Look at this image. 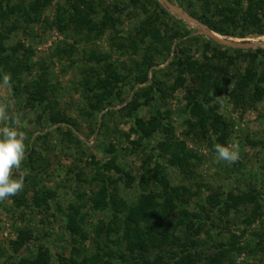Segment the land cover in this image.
Instances as JSON below:
<instances>
[{"label":"rangeland","instance_id":"374dc122","mask_svg":"<svg viewBox=\"0 0 264 264\" xmlns=\"http://www.w3.org/2000/svg\"><path fill=\"white\" fill-rule=\"evenodd\" d=\"M31 1L3 2L11 8ZM210 1L220 6L234 3ZM77 2H82V16L83 12L89 13L99 23L107 12L112 26L100 33L81 27L70 11ZM149 2L146 15L145 7L130 0H51L39 14L33 12L27 18L14 15L4 25L0 22V32L6 36L5 50L11 55L9 67L14 77L18 74L21 79V84L18 78L11 79L10 89L0 86V101H11L12 112L27 121V126L21 128L26 137L25 157L21 167L13 170V178L24 179L23 191L0 201V264L33 261L40 248L49 253V264H128L133 256L125 236V213L121 211L116 222L110 210L92 208L91 198L101 187L97 174L114 180L119 198L128 207L155 195L165 206L160 207L161 211L168 212L170 234L189 246L191 242L200 244L187 252L199 253L200 260L195 259V264H264V97L260 102L249 99L236 105L231 95L235 83L231 78L236 70L231 68L223 75L224 69L217 66L215 74L222 79L221 85L227 86L220 101L216 98L210 104L217 107L214 112L225 122L226 138L220 143L221 133L211 122L205 130L187 125L190 119L183 111L188 103L187 88L192 83L188 81L186 89L172 93L177 75L170 65L177 47L194 60L206 61L205 55L212 57V52L206 54L203 49L209 41L215 42L214 48L232 49L229 53L237 56L240 51L264 49V35L232 38L211 31L189 14L193 11L189 3L196 0ZM176 25L186 27L190 34L168 43L170 52L155 56L163 44H154L150 49L139 43L137 34L142 29L150 32L156 27L166 35ZM79 30L84 34L77 33ZM134 41L139 46L133 54L129 47ZM142 53L155 57L147 82L133 86L126 81L116 89L107 108H94V89L85 82L92 79L94 83L93 77L98 75L104 78L110 65L118 67L119 72L134 66V62L143 60ZM97 57L107 63L105 67L96 61ZM260 59L264 63V57ZM248 65L242 63L243 67ZM35 82H44L50 90L45 93L44 105L32 107L27 102ZM18 83L22 85L19 91L14 88ZM150 87L154 101L148 105L146 94ZM157 87L164 91L165 98L159 97ZM157 111L171 114V122L166 120L165 125L174 127L175 139L194 156L187 171L173 168L163 159L159 144L167 140L166 129L148 137L139 133L138 123L149 124ZM61 116L71 120L72 125L51 124L50 117ZM233 142L239 143V160L232 165L215 163L214 144ZM108 165L117 170H108ZM155 170L163 171L174 192L166 193L153 181L144 183V176ZM37 191L52 193L49 207L34 205L32 197ZM20 197L26 198V204H16ZM211 197L215 200L210 201ZM168 198H174L173 204ZM232 198H239L237 206ZM225 202L232 203L231 208H226L228 212L224 210ZM75 205L81 207L75 219L84 234L72 235L66 227L65 213H72ZM183 210L196 215L191 223L182 220ZM188 224L193 230L188 231ZM21 230L32 232L35 238L15 253L13 243ZM163 248L178 253V257L188 255L180 246ZM139 254L136 252L132 260L140 262L144 258L154 264L157 255L164 256L159 248L149 256ZM214 258L216 263H212Z\"/></svg>","mask_w":264,"mask_h":264},{"label":"trees","instance_id":"16d2710c","mask_svg":"<svg viewBox=\"0 0 264 264\" xmlns=\"http://www.w3.org/2000/svg\"><path fill=\"white\" fill-rule=\"evenodd\" d=\"M3 1L7 0H0V22L2 25L9 21L11 16L14 15L27 18V16L33 12L39 14L51 3V0H33L23 6L13 5L11 8H8V4L7 6L4 5ZM130 2L145 7L144 12L148 15L149 11L147 8L150 7L149 0H130ZM233 2L234 3L231 6H220L210 0H196V2L189 3L190 8L193 9L189 14L193 19L207 26L211 31L225 37L247 38L248 35H264V0H234ZM245 2H247V5H245ZM81 3H73V7L70 9L77 18L76 22H78L81 27L85 29L87 28L95 33H100L107 27L112 26V18L107 12H104L99 23H95L93 17H91L89 13L83 12V16H85L83 17ZM166 15L169 17L168 14ZM62 26L64 27L63 24ZM179 27L176 25L174 29H170V33H164L166 35H162L163 31H160L156 27L150 32L149 30L142 29L137 34L140 36L139 43H145L150 49H154V44H163L162 51L158 52L156 50L155 56H158L160 52L170 50L168 43L172 44L174 40H183L189 36L190 31H187L186 27ZM2 32H0V76L5 72L10 73L11 79L16 81L15 78H18L17 81L21 84L20 76L18 77L17 74V77H14L13 69L9 67L8 63L11 59V55L5 50L4 41L6 36L1 34ZM77 33L84 34L83 31L80 30ZM168 35L171 36L167 37ZM213 43L215 42L209 41L203 47L204 53L207 54L208 52H212V57L204 56V60L206 59V61L194 60L186 51L180 50L179 47L176 48L170 63L177 75L174 85L171 87V91L173 93L179 89H186L189 83L188 81L192 83L191 87L189 89L187 88L188 103L183 111L184 115L190 119L186 123L191 129L200 127L205 130L206 126L211 122L216 131L221 133L219 142L222 143L226 138L225 126L223 124L225 122H223L221 117L214 112L217 107H210L211 102L215 101L216 98L221 97L227 89L226 85H221L220 82L222 79L215 74L217 66H221V68L224 69L223 75L229 73V69L231 68L236 70V74L231 78L232 81H235L231 95L236 105H243L245 104V101L249 99L255 102H260L264 97V69L262 70V67L260 66V58L264 57V49H256L255 51H250L248 53L240 51L239 55L234 56L229 53L232 49L221 51L214 48L212 46ZM138 46L139 45L136 44V41H134L129 49L134 54L137 53ZM11 50L14 52L16 49L12 48ZM236 51L239 52V50H235V52ZM142 56L144 57L142 61L134 62V66H127L124 70L122 69V72H119L120 70L118 67L110 65L109 68H107L108 71L104 78H101L98 75L97 78L93 77L95 80L94 83L92 79H88L85 82L87 87H91L92 90H95H93V92H95L93 93V98L96 100L94 108L97 110L107 108L110 105L109 100L115 94L116 89L120 87V84L125 83L126 81L131 82L133 86L147 82L148 71L155 66V57H150L147 53H142ZM212 60H216L218 63H215ZM96 61L99 64L105 62L98 57ZM242 63H247L249 65L243 67ZM106 64L107 63H104L103 66L105 67ZM263 64L264 63L261 62V65ZM231 80H227V84L230 85ZM19 83L14 86L17 91H19L22 86ZM32 88L34 93L30 95V92L28 91V95L30 96L28 97L27 103L32 107L44 105L46 102L45 93L49 92L50 87L44 82L42 84L40 82H35L34 85H32ZM157 90L159 91V97L165 98L164 91L160 87H157ZM152 94L153 87H150L146 94V104L148 105L151 104L150 101H154ZM166 120L171 122V114L167 113L164 115L161 111H157L155 117H153L149 124L142 122L138 123V131L143 134L144 137H148L159 129H166L167 140L166 142L159 144L162 157L171 167L182 170V172L187 171L186 168L191 166L190 160L194 156L187 153L184 145L175 139L174 127L170 124H168V126L165 125ZM50 122L51 124L66 123L72 125L71 120L66 117L63 118L62 116L50 117ZM107 168L108 170L110 168L113 170L116 169L114 168V165H108ZM96 177L101 180V187L91 198L92 208L95 211L105 209L110 210L113 213L116 222L119 218V214H121L120 212L122 211L125 213V236L128 240L131 256H133L127 261L128 264H150V260L148 259L146 260L143 258L140 262H135V260L132 259L138 251L140 252L139 255L142 257L149 256L155 248H159L160 252L164 253V256L162 254L157 255L154 264H193L195 259H197V261L200 260L198 252L187 253L189 248L192 249L194 247L196 250L200 245L198 242H191L190 246L192 247H190L188 244L178 239L176 235L170 234V226L166 222L168 220V212L166 210L161 211L165 206L157 201L155 195L145 196L137 205L128 207L125 201L119 198L117 188L114 186L115 182L109 175L97 174ZM143 180L144 183L153 181L155 184L165 189V192L168 194L169 190H173L174 192L173 187L171 188V183L166 178L163 171L155 170L153 173H150V175L144 176ZM52 196V193L48 191H43L42 193L37 191L33 195L32 200L36 207H49L48 201ZM214 198L215 197H211L210 201L215 200ZM172 199L174 200V198H168V202L172 203ZM230 200L233 201L235 206L239 204V198L234 200L232 198ZM15 201L19 206L26 204L25 197H20V199H16ZM231 204L232 203L228 204L227 202L223 204L224 210H227L226 212L229 211L226 208H231ZM160 207L162 208L160 209ZM80 209L81 207L79 205H75L71 208L73 214L71 212L65 213L67 218L66 227L72 235L84 234L82 227L79 226L75 219V215H79ZM180 213L182 215V220L188 223H191L193 217L196 216L192 215L188 210H183ZM187 228H189L188 231L193 230L192 225L188 224ZM34 238L32 232L21 230L17 240L13 243L15 253L23 247L25 242L33 240ZM167 245L180 246L188 255L178 257V253L173 254V252L164 251L163 247ZM222 255H225V253L222 252ZM49 259V253L40 248L33 261H24L21 264H49ZM213 260L212 263H216L215 258Z\"/></svg>","mask_w":264,"mask_h":264},{"label":"clouds","instance_id":"9594fccd","mask_svg":"<svg viewBox=\"0 0 264 264\" xmlns=\"http://www.w3.org/2000/svg\"><path fill=\"white\" fill-rule=\"evenodd\" d=\"M0 80V86L10 89V73H3ZM220 99L218 97L217 101ZM11 109V101H0V201L18 195L24 188L23 177L13 178V170L21 167L25 157L26 137L21 128L27 126V121L22 120V116L14 114ZM213 147L215 163L232 165L240 158L238 142L227 145L216 143Z\"/></svg>","mask_w":264,"mask_h":264}]
</instances>
